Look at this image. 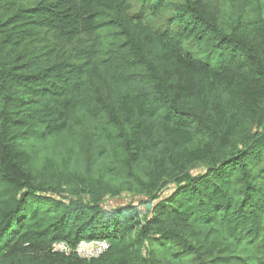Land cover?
Segmentation results:
<instances>
[{
	"label": "trees",
	"instance_id": "obj_1",
	"mask_svg": "<svg viewBox=\"0 0 264 264\" xmlns=\"http://www.w3.org/2000/svg\"><path fill=\"white\" fill-rule=\"evenodd\" d=\"M0 264H264V0H0Z\"/></svg>",
	"mask_w": 264,
	"mask_h": 264
},
{
	"label": "built area",
	"instance_id": "obj_2",
	"mask_svg": "<svg viewBox=\"0 0 264 264\" xmlns=\"http://www.w3.org/2000/svg\"><path fill=\"white\" fill-rule=\"evenodd\" d=\"M109 249L110 244L108 242L92 240L81 242L75 252L81 259L92 260L103 256ZM53 251L67 256L72 253L70 246L65 242L55 243Z\"/></svg>",
	"mask_w": 264,
	"mask_h": 264
},
{
	"label": "rangeland",
	"instance_id": "obj_3",
	"mask_svg": "<svg viewBox=\"0 0 264 264\" xmlns=\"http://www.w3.org/2000/svg\"><path fill=\"white\" fill-rule=\"evenodd\" d=\"M127 1L130 2L135 8H139L140 7V0H127ZM173 1L179 2L180 0H173ZM213 1H215L216 5L220 8L221 0H213ZM127 198H128L127 196H123L121 200H115V203H112V202H110V203H111L112 206H115L116 204L124 205L123 203L125 201H123V200H125Z\"/></svg>",
	"mask_w": 264,
	"mask_h": 264
}]
</instances>
